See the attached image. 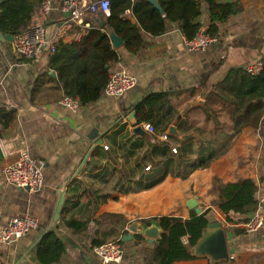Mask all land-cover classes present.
I'll return each instance as SVG.
<instances>
[{
    "label": "crops",
    "instance_id": "crops-1",
    "mask_svg": "<svg viewBox=\"0 0 264 264\" xmlns=\"http://www.w3.org/2000/svg\"><path fill=\"white\" fill-rule=\"evenodd\" d=\"M51 1L48 38L69 17L63 0ZM181 9L189 19L199 13L203 28L215 25L219 42L205 51H190L183 21L167 18L164 33L145 34V45L137 53L124 45L117 49L121 58L112 70L125 68L137 77V85L122 97L103 92L98 101L77 110L60 103L66 94L48 49L24 59L12 36L0 39V109L13 115L4 126L9 116L0 111L5 153L0 159V228L26 212L40 223L16 242L0 241V264H44L39 251L50 232L66 247L52 264H107L94 247L111 240H119L124 248L117 264H158L153 260L156 239L141 229L130 239L123 236L130 233L133 221L146 223L164 215L190 218L188 202L195 196L203 212L210 210L209 220L220 221L225 229L230 259L214 262L198 256L176 264H264V225L247 231L245 223L252 212L225 213L220 208L223 184L252 178L258 185L256 210L264 215V131L246 126L235 134L228 106L210 99L217 96L214 88L235 71L264 59V0H182ZM126 17L136 22L131 11ZM80 28L63 25L59 42L78 40L87 31L81 33ZM158 91L172 95L151 123L159 133L172 126L178 132L165 145L148 132L136 134L128 119L144 96ZM200 99L205 105L197 104ZM210 104L218 111L216 119L208 115ZM260 128L264 129V121ZM99 139L102 144H96ZM158 143L168 148L166 154L155 150ZM173 145L178 152H173ZM22 151L46 161L45 185L39 191L17 187L4 176L3 167ZM210 156L215 157L208 166L197 167L201 158ZM170 159L167 167L165 161ZM164 173L161 182L148 186ZM72 220L86 227L71 225Z\"/></svg>",
    "mask_w": 264,
    "mask_h": 264
},
{
    "label": "trees",
    "instance_id": "trees-1",
    "mask_svg": "<svg viewBox=\"0 0 264 264\" xmlns=\"http://www.w3.org/2000/svg\"><path fill=\"white\" fill-rule=\"evenodd\" d=\"M44 0H4L0 4V31L13 36L23 29L31 20L34 9ZM164 9L161 13L152 3L146 0H111V13L107 17V24L112 26L125 43L124 46L132 53H137L145 45V34L158 36L166 29V19L183 21L182 29L187 39L196 36L202 27L197 20L199 13L188 18L182 12V0H159ZM130 10L136 22L126 17ZM207 31L218 35L217 27L211 25ZM120 52L114 48L111 38L104 28L93 24L78 40L72 43L60 41L57 51L51 55V67L58 73L67 96L77 98L81 105H90L98 101L106 88L114 64L120 60ZM263 69L258 74H251L245 68L238 69L232 78L217 85L212 102L220 101L228 106L234 126L233 131L239 135L246 126L254 130L260 128L264 121V59ZM172 91L152 92L144 96L134 107L136 124L153 122L159 109L170 99ZM1 115L9 116L3 121L4 126L13 119V115L6 109H0ZM218 111L210 104L208 115L217 118ZM2 120L0 116V121ZM182 130H186L182 128ZM161 142V141H160ZM166 142H162L165 145ZM158 143L155 150L166 154L168 150ZM215 156L203 157L197 167L208 166ZM172 160H166L169 167ZM167 173L148 186L161 182ZM258 185L252 178H244L236 182H228L221 186L220 203L223 212L230 211L247 214L254 212L259 205L256 197ZM206 210L197 214L192 209L190 218L175 215L156 217L162 228L160 236L155 240L153 260L158 264H176L180 260H189L198 256L191 250L209 224ZM69 223V221H68ZM78 228L86 227L84 222L70 221ZM142 238V235H139ZM104 242H99L100 245ZM39 251L40 259L44 264L57 262L65 253L64 242L55 232L47 233L43 238Z\"/></svg>",
    "mask_w": 264,
    "mask_h": 264
},
{
    "label": "built area",
    "instance_id": "built-area-1",
    "mask_svg": "<svg viewBox=\"0 0 264 264\" xmlns=\"http://www.w3.org/2000/svg\"><path fill=\"white\" fill-rule=\"evenodd\" d=\"M53 8L51 0H44L38 5L31 16V20L23 29L14 34L13 42L17 53L24 59H33L40 55L43 49H48L51 55L57 51V44L65 24H76L85 32L95 24L92 15L102 11L106 17L111 13V0H63L62 8L69 13L67 21L58 29L57 33L48 38L46 35L48 17ZM127 12H130L128 10ZM80 33V35H81ZM219 42L218 35L210 34L206 28L201 27L192 39L186 40L190 51H205L210 46ZM263 69V61L249 64L246 70L251 74H258ZM137 85V77L125 68L114 69L109 77V82L104 89V94L112 97H122ZM60 103L72 110H77L81 104L77 98L64 95ZM144 129L152 134L158 141H170V131L159 133L156 127L150 123L142 124ZM105 148H108L106 145ZM173 152H178L177 146H172ZM150 169L151 166H147ZM46 161L34 157L29 151H22L18 158L3 167L5 178L17 187L36 192L45 185ZM264 225V215L256 210L251 213L245 228L247 231H255ZM40 226L39 219L29 212L12 218L5 226L0 228V241L3 243L16 242L25 235L37 230ZM95 253L107 264H117L124 257V248L119 240H111L94 247Z\"/></svg>",
    "mask_w": 264,
    "mask_h": 264
},
{
    "label": "water",
    "instance_id": "water-1",
    "mask_svg": "<svg viewBox=\"0 0 264 264\" xmlns=\"http://www.w3.org/2000/svg\"><path fill=\"white\" fill-rule=\"evenodd\" d=\"M4 0H0V4ZM149 1L159 9L161 13H164V9L161 6L159 0H146ZM93 20L96 25H98L100 28H104L109 37L112 40L113 46L116 49L121 48L125 41L124 39L117 34L115 29L107 24V17L104 15L102 11H98L92 15ZM6 38V35L0 31V39ZM53 75H56L53 71H51ZM197 104L205 105V101L203 99H200ZM128 119L136 124V118H135V112L132 111L128 117ZM136 134L139 135H147V131L144 130L143 126L141 124L135 125L134 130ZM171 134H178L176 127L172 126L170 128ZM94 134V133H93ZM92 134V135H93ZM103 140L99 139L96 144H102ZM96 144L94 146H96ZM4 150L2 147V144L0 142V159L4 158ZM89 154L85 156L83 162L81 163L76 175H79L80 172L85 167V164L88 161ZM63 204V203H62ZM188 206L191 209H195L197 214L203 213V208L199 206V201L197 199V196L194 198H191L188 202ZM61 209V207H60ZM138 229H141V233L143 235L148 236L151 239H157L161 232L162 228L159 224V221L156 219H151L149 222L146 223H140L139 221H133V223L130 225V233L123 236V240H126L127 238H132V232L135 233L138 231ZM197 256H208L211 258L212 261L218 262L220 260H229L230 259V253H229V247H228V241L225 229L222 227L220 221H209L208 227L202 234L201 238L198 240V242L192 247L191 249Z\"/></svg>",
    "mask_w": 264,
    "mask_h": 264
},
{
    "label": "rangeland",
    "instance_id": "rangeland-1",
    "mask_svg": "<svg viewBox=\"0 0 264 264\" xmlns=\"http://www.w3.org/2000/svg\"><path fill=\"white\" fill-rule=\"evenodd\" d=\"M153 138H154V139H157V138L155 137V135H153ZM155 141H156V140H155ZM141 150H142V149H141ZM170 150H171V149H170ZM146 151H147V150H146Z\"/></svg>",
    "mask_w": 264,
    "mask_h": 264
}]
</instances>
